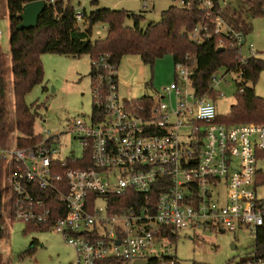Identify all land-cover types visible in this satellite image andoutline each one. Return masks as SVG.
Segmentation results:
<instances>
[{
  "label": "built area",
  "instance_id": "obj_1",
  "mask_svg": "<svg viewBox=\"0 0 264 264\" xmlns=\"http://www.w3.org/2000/svg\"><path fill=\"white\" fill-rule=\"evenodd\" d=\"M200 1L203 20L192 40L202 43L214 28L219 47L229 40L240 64L258 58L249 37L222 17L227 0L217 8L213 0ZM77 18L82 21L83 14ZM175 67L165 95L149 107L136 106V100L121 96L111 55L93 58V112L71 125L79 155L67 154L61 134L48 131L29 147L0 143L5 174L9 170V220L61 235L75 251V264L150 261L156 245L170 242L163 235L168 227L195 239L204 232L248 230L255 238L248 264H264L256 246L264 231V199L257 196L264 124L219 123L215 101L196 93L195 68ZM129 190L143 200L129 206Z\"/></svg>",
  "mask_w": 264,
  "mask_h": 264
},
{
  "label": "trees",
  "instance_id": "obj_2",
  "mask_svg": "<svg viewBox=\"0 0 264 264\" xmlns=\"http://www.w3.org/2000/svg\"><path fill=\"white\" fill-rule=\"evenodd\" d=\"M10 22V53L11 68L14 87L15 126L21 135L17 138L18 147H29L40 140L35 135L34 126L37 113L33 106H28L25 96L32 89L42 83L44 67L42 56L57 54L63 56H81L90 54L92 59L100 54H110L112 60L119 66L125 56H139L141 61L153 67L157 60L171 56L174 65L183 64L195 68L193 77L197 95H208L214 101L216 92L213 87V78L220 70L225 69L226 74L242 72L236 104L231 107L227 117L218 118L219 123L226 125L238 124H264V98L255 92L256 83L264 72V61L254 58L247 64H240L236 47L226 40L224 51L218 52L219 37L215 36L214 28L211 37L202 43L192 40L190 34L203 20V11L200 0H184L191 3V8L171 6L161 14L158 23H150L146 29L141 28L144 19L142 13L136 14L125 10H111L107 8L96 9L90 14H83L82 20L86 27L81 30L75 9L63 0H43L46 9L42 13L36 28L31 30H18L21 24L20 15L27 3L41 0H7ZM229 7L221 13L227 25L244 34L247 33L248 23L246 17L256 18L264 16V4L261 0H227ZM93 4H97L94 1ZM220 0H215L216 8ZM1 16V14H0ZM130 19L134 25L127 26ZM104 24L108 28L105 39L93 42L92 29L96 24ZM91 75V74H90ZM156 99L145 97L137 100L136 106H151ZM10 130L7 124V95L5 80V57L0 49V143L7 146ZM5 181V163L0 160V240L3 236L4 218L3 196ZM264 183V177L258 173V183ZM157 192H153L154 200ZM127 204L142 201L143 196L135 190H129L126 197ZM31 230L43 231L32 225ZM163 235L169 237L172 244L179 237L171 228L163 229ZM256 246L259 254L264 256V231L259 235ZM170 262L173 257L163 258ZM158 258L150 259V264H160ZM0 264H4L0 253ZM97 264H122L113 259L101 260ZM175 264H178L175 262Z\"/></svg>",
  "mask_w": 264,
  "mask_h": 264
},
{
  "label": "rangeland",
  "instance_id": "obj_3",
  "mask_svg": "<svg viewBox=\"0 0 264 264\" xmlns=\"http://www.w3.org/2000/svg\"><path fill=\"white\" fill-rule=\"evenodd\" d=\"M75 9L77 14H90L96 9L125 10L136 14L142 13L144 19L141 28L146 29L150 23H158L161 14L171 6L181 7L180 0H63ZM97 1V4H93ZM263 1L264 4V0ZM0 49L5 57V80L7 95V124L10 130L8 147H14V141L20 134L15 126L14 87L10 53V22L8 1L0 0ZM247 36L258 51L259 59L264 61V16L249 18ZM81 30H85L84 21H79ZM127 26H133L130 19ZM108 28L96 24L92 29L93 42L106 38ZM90 54L81 56H63L45 54L42 56L44 77L25 96L28 106H33L37 113L34 126L35 135L48 131L61 134V144L67 146V154L81 153V148L71 131V125L77 117L90 116L93 112L91 94ZM120 91L123 98L141 100L152 97L158 100L165 95V89L176 78V67L171 56L156 61L153 67L145 65L139 56H125L119 66ZM224 77V79H223ZM239 74L222 69L213 83L215 88V106L220 117H227L231 107L236 104L240 83ZM255 92L264 98V72L260 75ZM167 103L168 99H164ZM257 168L264 177V153L259 154ZM3 236L0 240V253L4 264H75V251L61 235L49 231L31 230L23 222H11L10 219V181L7 169L4 181ZM257 196L264 199V183H258ZM255 238L248 230L241 232H204L196 239L182 233L177 242H165L153 248L150 258L158 257L160 264L164 257L171 256L178 264H248L254 250ZM234 245V248L231 246Z\"/></svg>",
  "mask_w": 264,
  "mask_h": 264
},
{
  "label": "water",
  "instance_id": "obj_4",
  "mask_svg": "<svg viewBox=\"0 0 264 264\" xmlns=\"http://www.w3.org/2000/svg\"><path fill=\"white\" fill-rule=\"evenodd\" d=\"M45 9H46V2L43 0L27 3L24 6L22 14L20 15V19L22 22L18 26V30H31L36 28L39 23V19L42 13L45 11ZM223 51L224 48L218 49V52H223ZM231 247L234 248V245H232ZM133 264H150V261L136 260L133 262Z\"/></svg>",
  "mask_w": 264,
  "mask_h": 264
},
{
  "label": "crops",
  "instance_id": "obj_5",
  "mask_svg": "<svg viewBox=\"0 0 264 264\" xmlns=\"http://www.w3.org/2000/svg\"><path fill=\"white\" fill-rule=\"evenodd\" d=\"M259 55L262 54V52L258 51ZM259 55H258V58H259ZM21 136V135H20ZM18 138V137H17ZM17 138L15 139L14 141V144L16 145L17 144ZM8 145H9V142H8Z\"/></svg>",
  "mask_w": 264,
  "mask_h": 264
}]
</instances>
